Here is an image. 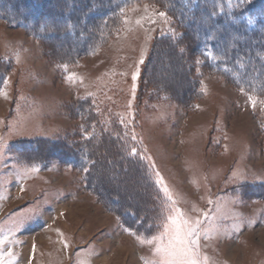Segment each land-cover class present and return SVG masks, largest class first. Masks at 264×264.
Returning <instances> with one entry per match:
<instances>
[{"label":"rangeland","instance_id":"374dc122","mask_svg":"<svg viewBox=\"0 0 264 264\" xmlns=\"http://www.w3.org/2000/svg\"><path fill=\"white\" fill-rule=\"evenodd\" d=\"M162 5L126 2L68 60L50 32L0 17V264H162L173 209L202 220L200 264H264V77L210 70ZM99 133L111 155L119 139L141 185L86 184L83 143ZM124 190L133 199L110 196Z\"/></svg>","mask_w":264,"mask_h":264},{"label":"trees","instance_id":"16d2710c","mask_svg":"<svg viewBox=\"0 0 264 264\" xmlns=\"http://www.w3.org/2000/svg\"><path fill=\"white\" fill-rule=\"evenodd\" d=\"M130 1L132 0H0V17L7 23L32 33L50 32L46 43L57 46L56 49L62 51L68 60L74 59L94 42L100 41L98 35L102 25L114 23L122 5ZM157 1L167 7L178 26L187 33L186 46H192L210 70L217 71L236 84L244 81L247 83L252 79L260 81L264 77V0H252L249 3L242 0ZM163 46L168 61L176 47L174 43H165L161 47ZM204 52L210 53L215 60L209 63ZM176 59L183 62L181 56ZM171 66L169 64V68ZM180 66L179 72L184 76L186 63ZM99 134L98 139L91 138L83 143L82 150L88 162L84 175L86 184L89 182L103 189V180L108 174L109 177H114L112 179L116 187L119 177L129 179L131 183L133 178L140 180L141 185L143 173L137 167L135 159H127L119 139L116 138L114 144L118 151L111 155L109 147L113 146V142H110L108 136ZM35 147L38 150L37 144ZM40 147L39 145V152L35 153L37 156L42 154ZM134 164L136 166L133 167ZM140 185L136 188L139 192L144 191ZM110 196L123 201L124 197L133 199L134 194L131 190H124V193ZM117 204L119 202L115 205ZM124 210L129 214H136L133 206L132 210Z\"/></svg>","mask_w":264,"mask_h":264},{"label":"snow or ice","instance_id":"6c2138e0","mask_svg":"<svg viewBox=\"0 0 264 264\" xmlns=\"http://www.w3.org/2000/svg\"><path fill=\"white\" fill-rule=\"evenodd\" d=\"M139 63H143V58H141ZM137 75L138 71L133 73V82L136 81ZM134 88L135 83H133ZM163 191L167 195V189L165 188ZM169 200H171V197H169ZM173 211L177 214L169 215L167 223L164 224L163 235H167V241L157 248V252L162 257V264H200L197 249L202 220L196 219L195 221H190L184 219L177 209H173ZM153 239H156V237H153ZM148 242L151 243L152 241ZM0 243H3V241H0ZM3 260L4 258L0 256V261Z\"/></svg>","mask_w":264,"mask_h":264}]
</instances>
